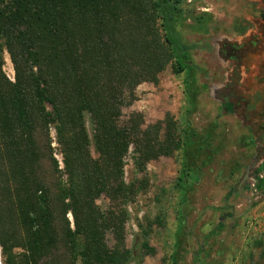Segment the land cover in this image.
<instances>
[{"label":"trees","instance_id":"1","mask_svg":"<svg viewBox=\"0 0 264 264\" xmlns=\"http://www.w3.org/2000/svg\"><path fill=\"white\" fill-rule=\"evenodd\" d=\"M181 3L0 0L1 264H126L128 207L149 184L146 176L126 181L131 150L140 174L180 152L185 194L209 136L178 135L169 115L147 126L142 114H123L137 88L158 85L169 66L186 73L195 104L191 48L177 30ZM252 28L237 19L233 31Z\"/></svg>","mask_w":264,"mask_h":264},{"label":"rangeland","instance_id":"2","mask_svg":"<svg viewBox=\"0 0 264 264\" xmlns=\"http://www.w3.org/2000/svg\"><path fill=\"white\" fill-rule=\"evenodd\" d=\"M181 2L177 30L191 48L195 104L186 94V73L176 75L169 66L158 85L137 88L123 114L140 113L147 126L169 115L178 135L209 136L210 147L193 160L198 175L185 194L178 186L180 152L140 174L130 151L126 181L146 176L149 184L128 207L126 264H264V132L256 125L264 126V0ZM237 19L253 26L244 36L233 31ZM5 59L7 66L8 53ZM56 158L63 168L62 156ZM98 204L103 210L110 205L105 197ZM107 242L115 244L111 233Z\"/></svg>","mask_w":264,"mask_h":264},{"label":"flooded vegetation","instance_id":"3","mask_svg":"<svg viewBox=\"0 0 264 264\" xmlns=\"http://www.w3.org/2000/svg\"><path fill=\"white\" fill-rule=\"evenodd\" d=\"M249 32V31H248ZM248 101H246V103H245V106H247L248 105ZM251 114H252V112H247L244 116H245V118H246V120H248L249 119V116H251ZM257 116V115H256ZM259 118H261V122H263V120H264V116H259ZM258 127H260V129L262 130V132H264V126H259V124H256Z\"/></svg>","mask_w":264,"mask_h":264},{"label":"bare ground","instance_id":"4","mask_svg":"<svg viewBox=\"0 0 264 264\" xmlns=\"http://www.w3.org/2000/svg\"><path fill=\"white\" fill-rule=\"evenodd\" d=\"M9 61V59H7ZM9 64L6 66L5 70L8 75H12L14 73V68L12 63L9 61ZM10 77V76H9Z\"/></svg>","mask_w":264,"mask_h":264},{"label":"water","instance_id":"5","mask_svg":"<svg viewBox=\"0 0 264 264\" xmlns=\"http://www.w3.org/2000/svg\"><path fill=\"white\" fill-rule=\"evenodd\" d=\"M10 79H11V78H10ZM11 80H12V81H15V78H14V79H11ZM247 177H248V176H246L245 180H247Z\"/></svg>","mask_w":264,"mask_h":264},{"label":"crops","instance_id":"6","mask_svg":"<svg viewBox=\"0 0 264 264\" xmlns=\"http://www.w3.org/2000/svg\"><path fill=\"white\" fill-rule=\"evenodd\" d=\"M260 10V9H259ZM264 11V10H263ZM261 18V17H260ZM262 19V18H261ZM263 20V19H262ZM246 21V20H245ZM264 21V20H263Z\"/></svg>","mask_w":264,"mask_h":264}]
</instances>
